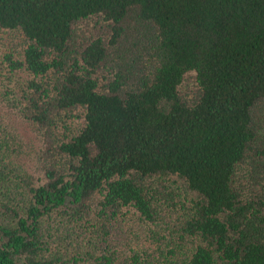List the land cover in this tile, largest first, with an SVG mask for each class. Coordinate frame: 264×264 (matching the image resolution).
Returning <instances> with one entry per match:
<instances>
[{
    "label": "trees",
    "instance_id": "16d2710c",
    "mask_svg": "<svg viewBox=\"0 0 264 264\" xmlns=\"http://www.w3.org/2000/svg\"><path fill=\"white\" fill-rule=\"evenodd\" d=\"M0 264H264V0H0Z\"/></svg>",
    "mask_w": 264,
    "mask_h": 264
}]
</instances>
